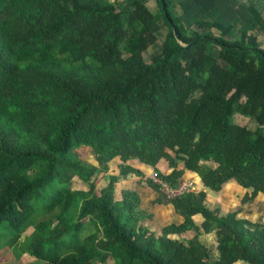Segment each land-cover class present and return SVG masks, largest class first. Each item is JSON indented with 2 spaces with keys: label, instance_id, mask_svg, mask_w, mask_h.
<instances>
[{
  "label": "trees",
  "instance_id": "obj_1",
  "mask_svg": "<svg viewBox=\"0 0 264 264\" xmlns=\"http://www.w3.org/2000/svg\"><path fill=\"white\" fill-rule=\"evenodd\" d=\"M200 8L206 0H0V244L16 259L264 264V224L240 209L221 214L188 190L168 200L183 222L156 234L136 192L113 197L119 181L143 178L131 161L171 188L189 172L214 193L237 183L243 204L264 195V41L198 20ZM247 13L264 34V0ZM79 147L96 166L76 158ZM113 159L117 174L96 186ZM74 179L88 189L73 191ZM39 214L49 218L35 224ZM210 233L216 258L198 240Z\"/></svg>",
  "mask_w": 264,
  "mask_h": 264
},
{
  "label": "crops",
  "instance_id": "obj_2",
  "mask_svg": "<svg viewBox=\"0 0 264 264\" xmlns=\"http://www.w3.org/2000/svg\"><path fill=\"white\" fill-rule=\"evenodd\" d=\"M247 5V7H245ZM249 6V2L245 4V0H206V9L212 15H207L208 19H214L215 15H220L219 11H232V15H226L225 19L228 21H234L235 15L239 13V16L242 18L243 24L245 28H247L250 32H255L256 28H251L247 25L246 19L248 17L247 8ZM210 16V17H209ZM218 17V16H217ZM221 21V20H220ZM226 25H229V22H224ZM260 30V29H259ZM261 31V30H260ZM262 32V31H261ZM255 34V33H254ZM262 35L264 36L263 32ZM257 36V35H256ZM258 37V36H257ZM118 159H113L111 161V175L117 174V165L119 164ZM129 165L138 169L143 173V178L131 177L127 178L124 181H119L117 184L114 185V193L113 197L115 200L120 199V192L121 191H133L136 192L140 197V209L144 210L148 214L152 216V219L149 220L148 224L150 225V230L159 234L161 227L175 223L181 224L183 222V218L174 213V210L167 199H164L162 193L158 191H153L150 189L145 181H148L149 175L154 172V170L150 167L145 166L144 164L137 163L135 161L128 162ZM157 170L167 175L171 172L168 168V164L164 159H161L158 164L156 165ZM181 183H190L192 185V193L196 200H202L204 204L211 209L217 208L220 210L221 214H226L228 212H233L236 210H241V217H247L252 221L261 220L264 224V212L259 210L258 216L263 218H251L253 209L250 207L253 201L257 200L259 196H264L262 194H258L253 201L247 202L245 204L242 203V199L245 195V190L239 186L237 183H228L226 184L223 189L218 192L214 193L206 188H202L199 185V180L197 179L196 175L191 174L189 172H185L183 177L181 178ZM213 200L216 201L218 207L215 206ZM262 203V202H261ZM248 204V205H247ZM264 204V201H263ZM262 204V205H263ZM214 205V206H213ZM261 205V206H262ZM192 220L195 224H199L202 221V218L198 215L193 216ZM189 236V234H187ZM170 238H175V236H169ZM198 240L209 249H212L213 258H216L217 253L215 252V242L213 239V234H202L199 236ZM241 264V263H239Z\"/></svg>",
  "mask_w": 264,
  "mask_h": 264
},
{
  "label": "rangeland",
  "instance_id": "obj_3",
  "mask_svg": "<svg viewBox=\"0 0 264 264\" xmlns=\"http://www.w3.org/2000/svg\"><path fill=\"white\" fill-rule=\"evenodd\" d=\"M247 2H249V0H245V4ZM245 7H247V5H245ZM197 11L198 12L204 11L205 14L212 15L211 13L207 12L205 9H202V8L198 9ZM219 13H220V15H215L216 17L214 19H208L207 16L204 17V14H203L200 18H198V20H211V21H217V22H221V23L229 22V25H232L233 28L237 31L246 29L244 27V25H242L243 21H241L242 18L239 16V13H237L235 15L236 20H234V21H228L227 19H225L226 15H232L233 14L232 11H226V12L219 11ZM164 28L165 27L158 30V40L155 43V45L149 47L144 52V59L147 62L149 61L150 56L152 54H154L156 51H158L159 44L161 43V38H162L161 34L163 33L164 30H166ZM254 31H255L254 33L258 36L259 40L261 42L264 41L262 32L258 28H256ZM235 122L239 125L247 126L251 130H253L256 127L255 123L252 120L245 118L243 116H239V115H237L235 117ZM263 134H264V131H263ZM73 153L75 154L76 158L79 159L86 166H96L97 165L95 160H94V155L90 149H88L86 147H79V148L73 150ZM110 171H111V162L109 164L108 172L106 173V175H104V173H96L95 177L92 178V180H95L96 186L99 184V182L102 180V178L105 177L103 179V181L106 180L107 175L110 174ZM71 188L73 191H86L88 189L86 185L82 184L77 179H74L72 181ZM263 201H264V196H259V198H257V200L253 201L252 203H248V204H251L250 207L253 209V212H255L251 215V218H255V217L258 218L259 217L258 214H259V210H261V205L263 204ZM213 202H214L215 206L218 207V204L216 203V201L213 200ZM47 218H49L48 214H39L37 216V221L35 222V224H37L38 222H40L44 219H47ZM261 219H263V218H261ZM33 230H34L33 227H29L25 231V234L22 235V238H24V236L28 235L30 232H33ZM1 241L2 240H0V243H2ZM212 256H213V251L211 252V257ZM39 263H43V261L38 260L34 256L28 255L26 253L21 255L20 258L16 259V257L14 256V253L9 248V246H7L6 244H3V245L0 244V264H39ZM95 264H114V262L111 259H107L105 262L95 263Z\"/></svg>",
  "mask_w": 264,
  "mask_h": 264
},
{
  "label": "built area",
  "instance_id": "obj_4",
  "mask_svg": "<svg viewBox=\"0 0 264 264\" xmlns=\"http://www.w3.org/2000/svg\"><path fill=\"white\" fill-rule=\"evenodd\" d=\"M148 181L159 188V191L162 193L163 197L167 200L175 199L176 197L181 196L184 192L192 190V185L190 183H181L177 188H171L163 183L159 178L156 172H152Z\"/></svg>",
  "mask_w": 264,
  "mask_h": 264
},
{
  "label": "water",
  "instance_id": "obj_5",
  "mask_svg": "<svg viewBox=\"0 0 264 264\" xmlns=\"http://www.w3.org/2000/svg\"><path fill=\"white\" fill-rule=\"evenodd\" d=\"M181 45H185L184 42H182L179 38L176 39Z\"/></svg>",
  "mask_w": 264,
  "mask_h": 264
}]
</instances>
